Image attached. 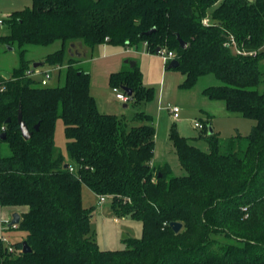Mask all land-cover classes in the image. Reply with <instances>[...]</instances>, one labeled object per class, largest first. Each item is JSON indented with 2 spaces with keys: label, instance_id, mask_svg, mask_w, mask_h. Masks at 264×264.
<instances>
[{
  "label": "trees",
  "instance_id": "1",
  "mask_svg": "<svg viewBox=\"0 0 264 264\" xmlns=\"http://www.w3.org/2000/svg\"><path fill=\"white\" fill-rule=\"evenodd\" d=\"M2 23L9 33L0 42L19 52L9 78L0 75V207L25 209L19 223L5 229L25 236L9 244L17 255L0 238V264H264V88L258 90L264 85V0H31ZM230 38L256 56L236 55ZM55 42L59 49L39 63L59 67L63 83L42 87L25 75L34 68L24 47ZM74 43L88 53L102 44L139 43L150 54L172 51L179 63L173 70L185 77L180 89L213 75L220 84L202 94L254 126L226 141L224 152L208 123L200 130L206 151L172 123L168 140L184 174L170 163L153 166L154 119L144 111L132 118L99 112L89 70L68 52ZM109 86L131 89L126 102L134 107L153 100L137 64L111 73ZM57 119L64 151L54 146ZM83 186L96 197L107 195L117 217L139 221L140 237L124 239L121 250L99 249ZM173 222L182 225L178 233ZM22 242L30 252H22Z\"/></svg>",
  "mask_w": 264,
  "mask_h": 264
},
{
  "label": "rangeland",
  "instance_id": "2",
  "mask_svg": "<svg viewBox=\"0 0 264 264\" xmlns=\"http://www.w3.org/2000/svg\"><path fill=\"white\" fill-rule=\"evenodd\" d=\"M8 9L5 10H16L22 9L25 6L31 5V0H8ZM10 12V11H4ZM0 18H7L6 15L0 14ZM205 19V18H204ZM141 45V44H140ZM105 46V47H103ZM60 43L55 42L49 46H25V59L30 61L31 64L35 62H40L48 54L55 52L59 49ZM112 47L117 48L118 46L102 44L98 45L93 49V53L85 52L87 55L86 58H91V66L88 61H84L81 59V66L85 70H90L94 67L95 75H91L90 77V95L94 98L97 109L101 113L121 115L123 114L127 118H131L132 115L137 111H144L143 105H139L138 107H134L130 101L128 102H120L115 99V93H113L112 88L109 86V75H105L101 70L100 66L93 64L92 61L95 57L102 56L101 51L103 49H112ZM141 50L143 49L140 46ZM131 48V47H129ZM133 48V47H132ZM85 49V48H83ZM146 52V49H144ZM144 50H142L144 52ZM83 50H81L82 52ZM18 49H14V56L12 54L7 55V62H15L18 60ZM144 52V53H145ZM109 55H105L106 58ZM103 57V56H102ZM97 62H102L103 59L97 60ZM134 62V61H133ZM138 65L143 66L146 69L147 74L145 77V82L150 84L154 90V100L149 104L148 110L152 112V117L154 119V127L156 130V145H157V153L163 152V150H167V154L169 156V163L173 166L174 173H182L183 170H179L176 167V155L170 142L168 140L169 128L173 123V118L170 116V108L178 105L180 113L179 118L176 121V127L179 128L180 132L186 136H190V142L194 146L199 149L206 151L207 144L202 137L201 131L197 128H194L193 122L197 121L200 123V119L203 118V114L199 110H195L192 108H187L180 101L184 100L181 97L182 92L179 90V84L181 82V73L178 70H168L171 74L169 77L166 76L161 79L160 67L164 70V62L160 58L158 54H151L148 58L143 57L142 60H138ZM94 65V66H93ZM261 65L264 66V63ZM96 67V68H95ZM48 66H42V69H47ZM141 70V69H140ZM64 71V68L61 70ZM60 71V72H61ZM167 71V72H168ZM142 72V71H141ZM63 74L61 72L56 73V75L50 80L48 86H58L63 83ZM35 79H39L38 76H35ZM220 83L214 78L213 75H208L203 78H199L197 84L189 90L191 93H194V96L199 98L201 97V91L209 86H217ZM149 85V86H150ZM167 88V89H166ZM264 85L261 84L258 88L259 91H262ZM188 90V89H187ZM182 90V91H187ZM201 90V91H200ZM159 91H162V96L157 98V94H160ZM165 91V94L163 92ZM179 91V92H178ZM184 98V97H183ZM191 102H196L195 99H192ZM127 107L124 108L123 105ZM239 118H230L224 119L221 117H217L215 124L222 130V136L220 137L221 143L223 146V151L225 152V142L239 134L241 136L248 135L254 126V122L240 116H233ZM201 124V123H200ZM210 128V126H209ZM235 128V129H233ZM63 123L61 119H57L55 122V131H54V146L56 148H60L62 151L65 149V138L63 135ZM225 139V140H224ZM195 141H198L197 143ZM2 153L6 151L5 145L1 146ZM181 171V172H180ZM82 201L84 207L92 208V221H91V231L90 236L93 241L97 244L99 249L101 250H121L126 246L124 244V239L128 238H139L141 235V223L139 221L131 219L129 216L127 217H117L115 213L110 208V203L105 202L102 206L97 204V197L93 195L88 188L85 186L82 187ZM12 219V216L9 215V222ZM114 219L117 221L115 222ZM9 223L4 224V246H8L9 244H13L15 242L22 241L24 238V233L15 229L5 230L7 229Z\"/></svg>",
  "mask_w": 264,
  "mask_h": 264
},
{
  "label": "crops",
  "instance_id": "3",
  "mask_svg": "<svg viewBox=\"0 0 264 264\" xmlns=\"http://www.w3.org/2000/svg\"><path fill=\"white\" fill-rule=\"evenodd\" d=\"M9 2L10 1H8V0H0V14L6 15V17H8L12 12H14L16 10H19V9H16V10H5V9L10 8V7H8V3ZM4 11H10V12H4ZM0 20L3 21V20H5V18H0ZM8 33H9L8 27L4 23H2L0 25V36L8 35ZM140 46H142V48H143L142 50L146 49V46H145L144 43H139V44H137L135 46H130L131 48H129V47H127V48H122V47L115 48V47H112V49H107L106 48V49H103L101 51V53H102L101 55L103 57L102 56L95 57V58H93L94 61H92V62H93V64L96 65V67L100 66V70L107 76V75H110L111 73H114V72H117V71L121 70V68L125 64H127V62H129V61H134V63L138 65V63H139L138 60L139 59L142 60L143 57L148 58L149 56H151V54L148 53L147 51L145 52V50H144V52H145L144 53L140 49L141 48ZM96 47H98V46H96ZM103 47H105V46H103ZM81 50H83V51L81 52ZM68 52L70 54L73 53L76 57H80V58L82 57V59L84 58L85 59L84 61H88V63H90V66H91L92 56H90L91 58H86L87 55H88V53H87L88 50L83 49V47L81 46L80 43L70 44V49L68 50ZM85 52L87 53V55L85 54ZM92 53H93V50L91 51V54ZM8 54H12L14 56V48L9 47V46H7V45H5V44L0 42V75H1V73H8L9 76H10L12 71L15 68H17V66H18V60H16L15 62L14 61L10 62V63L7 62L8 61L7 60V55ZM105 55H109V56L104 58ZM100 59H103V61H104L103 64H100L102 62H99V63L97 62V60H100ZM164 66H165L164 67L165 71H163V68L160 67L161 79L166 77V76L169 77L170 75H168V74H171L168 71V69H166V64H164ZM138 67H139V69H141L140 71H142L141 74H142V82H143L144 87L153 88L150 84H147L145 82L146 81L145 77H146V74H147L146 69L143 68V66L140 67V65H138ZM89 69H90L89 70L90 77H91L92 74L95 75L94 67L92 69H91V67H89ZM171 70H173V69H171ZM203 77H205V76H202L200 78H203ZM184 79H185V77L181 74V82H180V84L184 81ZM198 80H197V82H198ZM197 82H196V84H197ZM180 84L178 86H180ZM194 86L192 88H194ZM192 88H189L188 90L179 88L180 89L179 91L182 92L181 95L184 97V98L181 97L184 100H182L180 102L183 103L187 108H192V109L201 111L202 114H203V118L200 119V123L201 124L203 122L208 123L210 125V127H211L212 132L214 134H216L219 138L220 137L223 138L222 130L215 124L217 117H221V118H224V119H230V118H239V117H233V116H240V115L227 111L226 108H225V103L223 101L209 100L206 96H204L202 94L203 90L202 91L200 90L201 91V95H202L201 97H199V98L195 97L194 93H191L189 91ZM182 90H187V91H182ZM159 92H160V94H157V98L162 96V91H159ZM163 94H165V91L163 92ZM192 99H195L196 102H191ZM153 100H154V94H153ZM152 101L143 105L144 112L146 114L150 115L151 117H152L153 113L148 110V106H149L150 103H152ZM175 106L179 107L178 105H175ZM123 107H124V105H123ZM126 107H124V108H126ZM169 113H170V111H169ZM179 113H180V110H179ZM179 113H178V115H179ZM133 115H132V117H133ZM118 116H120V115H118ZM170 116H172L171 113H170ZM172 118H173V116H172ZM178 118H179V116H178ZM178 118L177 119L173 118V123L176 124L177 123L176 121L178 120ZM233 129H235V128H233ZM177 130H178V132H179V134L181 136L190 139V136L188 137V136L182 134L180 132L179 128H177ZM195 142L197 143L198 141H195ZM168 161H169V156L167 154V150L166 151L163 150V152H160L159 154L157 153L156 130H155L154 156H153L151 164L153 166H159V165H163L164 163H169ZM24 210H25L24 208H18V207H0V238H4L3 237V232H4L3 228H4V224L5 223H9V215L12 216L14 213H18L19 216H20L24 212Z\"/></svg>",
  "mask_w": 264,
  "mask_h": 264
},
{
  "label": "built area",
  "instance_id": "4",
  "mask_svg": "<svg viewBox=\"0 0 264 264\" xmlns=\"http://www.w3.org/2000/svg\"><path fill=\"white\" fill-rule=\"evenodd\" d=\"M1 24H2V20H0V25ZM203 24L205 25L208 24L207 18L203 19ZM228 45H230L233 48L236 55L250 56V57L256 56L255 52H245L244 50H240L239 48H237L233 38H230V42H228ZM156 54L160 56V58L165 64H168L170 61L175 59L174 53L172 51H168L167 49H159V51ZM59 70H60L59 67H48L47 69L36 68L34 70L26 71L25 75L35 80L37 83H39L40 86L46 87L48 86V83L50 82V80L56 75V73H58ZM35 76H38L39 79L38 80L35 79ZM2 91H3V87L0 86V92ZM112 91L113 93H115L116 100L123 102V103L127 101L128 97L125 93H123V91H121L118 88H113ZM170 113L172 114L174 119H177L179 108L176 106L170 108ZM193 126L194 128H197L199 130L202 129V124L198 123L197 121L193 122ZM107 198H108L107 195L97 196V204L102 206L103 204H105ZM114 221L116 222L117 220L114 219ZM2 241L4 242V238H2ZM7 252L9 254H14V255L18 254V252L15 251L13 248H11L9 245L7 246Z\"/></svg>",
  "mask_w": 264,
  "mask_h": 264
},
{
  "label": "water",
  "instance_id": "5",
  "mask_svg": "<svg viewBox=\"0 0 264 264\" xmlns=\"http://www.w3.org/2000/svg\"><path fill=\"white\" fill-rule=\"evenodd\" d=\"M153 32H154V29H151V30H149V31L146 33V35H150V34L153 33ZM177 41H178V43H179V46H180L182 49H184V48L186 47V43H185L184 41H182L179 37H177ZM159 49H160V48H157V49L155 50V53H157V52L159 51ZM127 63H128L131 67L134 66V64H135L133 61H129V62H127ZM41 66H42V64L39 63V62H35V63L32 64V67H33L34 69L39 68V67H41ZM178 66H179L178 61L174 59V60H172V61H170V62L168 63V65H167V69H168V70L176 69ZM1 75H2L4 78H6V79L9 78V74H8V73H1ZM122 91L127 95V97H131V95H132V91H131V89H129V88H123ZM124 107H126L125 104H124ZM17 122H18L19 131H20L21 136L23 137V139L28 140V139L31 137V132L28 131V129H27L25 123L23 122V120H22V116H21V113H20V112H18ZM35 130H37V127H35ZM211 133H212V130H211V127H210V128H209V134H211ZM0 138L4 139V134H1V135H0ZM19 221H20V216H19V214H18V213H14V214L12 215V219L10 220L8 226H9V227H10V226H16V225L19 223ZM170 227H171V229L174 231V233H178V232L180 231L182 225H181L180 223H178V222H173V223L170 224ZM22 252H23V253H28V252H30V248L28 247V245H27L26 242H22Z\"/></svg>",
  "mask_w": 264,
  "mask_h": 264
}]
</instances>
